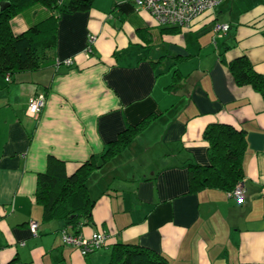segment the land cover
Listing matches in <instances>:
<instances>
[{
    "label": "crops",
    "instance_id": "1",
    "mask_svg": "<svg viewBox=\"0 0 264 264\" xmlns=\"http://www.w3.org/2000/svg\"><path fill=\"white\" fill-rule=\"evenodd\" d=\"M235 1L174 30L129 0H96L90 12L58 19L52 54L73 59L72 67L10 83L0 75V264H106L118 244L148 248L169 264H264V97L228 68L245 56L264 77V0L238 13ZM51 16L32 9L13 20L14 33ZM216 23L230 25L228 35L216 36ZM38 94L46 106L35 119L27 110ZM150 117L103 165L110 144ZM218 123L246 134L242 204L219 189L190 192V168L210 164L205 131ZM49 157L66 162L68 175L92 158L98 166L88 179L94 222L80 235L109 240L88 257L63 243L62 222L43 219L36 191Z\"/></svg>",
    "mask_w": 264,
    "mask_h": 264
},
{
    "label": "trees",
    "instance_id": "2",
    "mask_svg": "<svg viewBox=\"0 0 264 264\" xmlns=\"http://www.w3.org/2000/svg\"><path fill=\"white\" fill-rule=\"evenodd\" d=\"M95 1L0 0V4H9L0 10V75L14 77L57 66L58 60L52 52L56 47L58 19L63 14L88 13L93 9ZM39 7L51 12L52 16L24 33L15 34L13 20ZM161 28L182 30L178 27ZM228 68L239 86H252L264 97V77L255 71L247 57L238 58L228 64ZM151 119L130 126L117 141L111 143L102 157L103 165L128 148ZM204 138L210 144V164L190 168V192L204 189L231 192L244 179L243 160L247 147L245 131L228 124H212L206 129ZM96 169L98 166L92 158L75 173L68 175L66 162L49 157L46 171L38 175L36 191V200L43 209L45 222H62L65 226L62 231L66 230L75 236L80 235L83 227L93 225L96 200L90 196L88 179ZM106 264H169V261L148 248L118 244Z\"/></svg>",
    "mask_w": 264,
    "mask_h": 264
},
{
    "label": "built area",
    "instance_id": "3",
    "mask_svg": "<svg viewBox=\"0 0 264 264\" xmlns=\"http://www.w3.org/2000/svg\"><path fill=\"white\" fill-rule=\"evenodd\" d=\"M134 6L141 11L147 12L161 27H178L182 30H190L196 20L209 13L215 12L224 0H130ZM231 26L228 24H215L213 32L216 36L228 34ZM97 37L89 38L85 54L91 56L96 45ZM73 59L57 61V67H72ZM6 82H11V77H6ZM46 106V95L38 94L29 100L27 114L31 118L38 119ZM228 196L242 204L245 200V189L242 183L228 192ZM31 233L37 236L39 224H30ZM61 238L65 245L76 248L83 256H87L106 246L109 236L104 233H95L89 239L66 230L61 232Z\"/></svg>",
    "mask_w": 264,
    "mask_h": 264
},
{
    "label": "rangeland",
    "instance_id": "4",
    "mask_svg": "<svg viewBox=\"0 0 264 264\" xmlns=\"http://www.w3.org/2000/svg\"><path fill=\"white\" fill-rule=\"evenodd\" d=\"M99 3L98 4H100L101 2H104V1H106V0H97ZM253 1L254 0H245V1H243V2H240V0H239V2L238 1H235L236 2V7H237V11L235 12V13H238V10H241V9H245V8H247V5H249V4H251V3H253ZM234 2V1H233ZM227 12H225L224 14L225 15H222V17L224 18V19H226L227 21H229V20H231V16L230 15H228V14H226ZM226 35V34H225ZM228 35V34H227ZM219 37H221V36H219ZM224 37V36H223Z\"/></svg>",
    "mask_w": 264,
    "mask_h": 264
},
{
    "label": "water",
    "instance_id": "5",
    "mask_svg": "<svg viewBox=\"0 0 264 264\" xmlns=\"http://www.w3.org/2000/svg\"><path fill=\"white\" fill-rule=\"evenodd\" d=\"M9 4L7 3H1L0 4V10H4L6 7H8Z\"/></svg>",
    "mask_w": 264,
    "mask_h": 264
}]
</instances>
